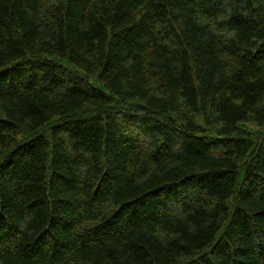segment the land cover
<instances>
[{
	"label": "trees",
	"instance_id": "trees-1",
	"mask_svg": "<svg viewBox=\"0 0 264 264\" xmlns=\"http://www.w3.org/2000/svg\"><path fill=\"white\" fill-rule=\"evenodd\" d=\"M0 264H264V0H0Z\"/></svg>",
	"mask_w": 264,
	"mask_h": 264
}]
</instances>
